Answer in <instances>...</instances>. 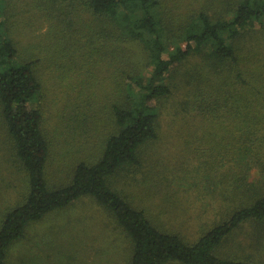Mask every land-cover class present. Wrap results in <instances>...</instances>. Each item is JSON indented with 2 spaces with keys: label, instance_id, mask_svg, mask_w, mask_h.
<instances>
[{
  "label": "trees",
  "instance_id": "1",
  "mask_svg": "<svg viewBox=\"0 0 264 264\" xmlns=\"http://www.w3.org/2000/svg\"><path fill=\"white\" fill-rule=\"evenodd\" d=\"M20 1L0 0V122L27 191L0 214V264L34 225L87 198L130 239V264H264V0H188L181 13L182 0H25L48 23L54 57L84 52L91 72L98 52L123 79L100 124L101 153L76 158L58 186L48 179L53 141L37 104L40 61L24 59L11 35ZM165 110L183 129L195 123V141L226 167L206 177L220 201L196 242L150 214V194L137 199L116 184L145 167Z\"/></svg>",
  "mask_w": 264,
  "mask_h": 264
},
{
  "label": "rangeland",
  "instance_id": "2",
  "mask_svg": "<svg viewBox=\"0 0 264 264\" xmlns=\"http://www.w3.org/2000/svg\"><path fill=\"white\" fill-rule=\"evenodd\" d=\"M24 1L18 3L20 16L14 18L11 35L24 59L40 61L37 69L44 83V97L37 104L44 113V129L53 141L48 179L52 186H58L68 181L70 164L76 158L101 153L104 135L100 124L107 121V101L118 99L117 86L123 79L110 64L111 58L103 60L98 52L91 57L98 62L91 72L83 67L87 59L84 52L54 57L48 49V44H53L48 23L40 11L32 10ZM182 1L180 13L188 3ZM140 53L134 52L132 60L138 62ZM139 67L144 75L151 71L143 59ZM169 115L165 110L161 117L160 140L147 147L145 167L119 178L116 184L124 194L129 188L137 199L150 194L143 201L150 214L161 225L179 230L189 242H196L210 229L220 201L207 188L206 177L216 179L226 167L219 166L217 151L195 141V131L191 130L195 123L183 129L182 123ZM5 132L0 122V214L27 191L25 173ZM188 141L194 143L193 149ZM133 183L138 184L137 189ZM161 207H165L163 212H159ZM132 252V243L123 230L87 198L34 225L28 238L13 250L10 264H17L21 258L28 259L23 264H31L30 258L40 264V254L41 264H130Z\"/></svg>",
  "mask_w": 264,
  "mask_h": 264
}]
</instances>
